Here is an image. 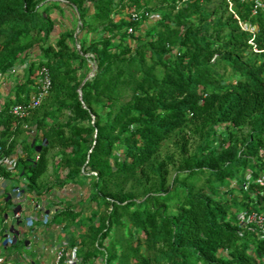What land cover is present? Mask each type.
Returning a JSON list of instances; mask_svg holds the SVG:
<instances>
[{"label": "trees", "instance_id": "trees-1", "mask_svg": "<svg viewBox=\"0 0 264 264\" xmlns=\"http://www.w3.org/2000/svg\"><path fill=\"white\" fill-rule=\"evenodd\" d=\"M67 7L90 39L71 31L50 39L53 11ZM252 8L251 0H0V78L13 82L0 106V157H18L26 196L89 183L88 196L51 218L78 235L83 264H264V235L238 220L260 201L256 182L244 187L247 169L264 172V51L255 50L264 49V11ZM158 11L146 37L136 35ZM44 66L49 94L29 115L15 114ZM31 129V141L19 139ZM171 139L178 157L159 160ZM50 169L56 178L44 186ZM11 198L4 193L5 204Z\"/></svg>", "mask_w": 264, "mask_h": 264}, {"label": "built area", "instance_id": "built-area-1", "mask_svg": "<svg viewBox=\"0 0 264 264\" xmlns=\"http://www.w3.org/2000/svg\"><path fill=\"white\" fill-rule=\"evenodd\" d=\"M253 2V14L264 11V0H251ZM149 17H158L151 13ZM132 19L137 20L138 14L133 12ZM243 29L250 31L253 36L257 27L247 22L239 20ZM132 32V28H129ZM254 44V41H250ZM257 52L264 49L255 48ZM93 74L90 73V76ZM52 86V76L50 69L46 66L39 71L37 90L34 92L28 103L16 104L12 109L15 114L29 115L32 109L39 106L49 94ZM25 128H29L26 124ZM34 132V129H31ZM0 167L10 172L14 176L19 173L18 157L12 155H2L0 157ZM246 181L244 187L247 188L251 182H256V209H243L238 213V220L243 228L256 231L260 236L264 235V172L253 176L252 169L246 171ZM6 181L5 176L0 171V186ZM235 185L236 182L234 181ZM17 195V204L14 206V213L10 217L4 214L0 222V264H83L81 257V246L78 235L69 236L64 224L51 223L52 210L43 208L40 202L31 200L32 212L25 213L27 200H22L23 191L19 186L13 188ZM259 195V196H258ZM10 196V194H9ZM26 198V197H25ZM35 202V203H34ZM4 204V197L0 199ZM242 234V233H241ZM21 241L28 255L19 252L15 245ZM84 264H92L87 262Z\"/></svg>", "mask_w": 264, "mask_h": 264}, {"label": "rangeland", "instance_id": "rangeland-1", "mask_svg": "<svg viewBox=\"0 0 264 264\" xmlns=\"http://www.w3.org/2000/svg\"><path fill=\"white\" fill-rule=\"evenodd\" d=\"M231 11V10H230ZM54 12V17L56 18V23H57V31L50 37V39L52 41H56L59 38L60 35V31H71V32H75L76 35H78L79 37L83 36L86 37V39H90L94 33L92 32H88V31H83L80 29L79 27V17L77 15L76 11L71 10L70 8H66L63 10H59L56 9L53 11ZM229 12V10H228ZM228 12H226V16L228 15ZM155 14L158 15V17H148L146 18L143 23L141 24V28L140 30L136 33V35H140L141 37L145 38L146 34L155 26L157 20L161 17V11L155 12ZM129 17V12H124L122 14H120L119 16H117V19H121V18H125L128 19ZM128 41L132 44V45H136L138 43V41L134 38V37H128ZM29 53H31V57H37V55L39 54V45H35L33 47V49H31L29 51ZM27 64L26 63H20L17 65V71L18 74L17 76L19 77L23 71L26 69ZM93 72V71H92ZM90 72V73H92ZM90 73L88 74V76H90ZM12 77H4V78H0V106L3 103V101L6 99V97L12 92ZM65 118H63L64 120ZM250 129V126H246L243 130L238 131L237 136L238 138L244 139L245 135L248 133ZM186 133L188 131H185ZM35 132H25L19 139H24V140H28L31 141V139L33 138ZM190 148L191 150H196L199 147V143H200V139L197 136H193L190 135ZM237 141L236 142V146L240 147L241 146V141ZM170 153V154H174V157L177 158L178 157V153L179 150L176 146V142L175 139H171L170 141H168L161 154L159 155V160H162L165 158L166 154ZM178 164V161L175 162V164L173 166H171V173H170V181H173V179L176 177L177 175V170H176V165ZM182 175H180L181 177ZM56 178V174L54 173L53 169H50L42 178H41V183H43V185L45 186V184L47 182H52L54 181ZM13 180L12 185L8 184L7 188H5V193L7 192H11L12 194V200L10 201L9 204H5V207H3V211L4 213L8 214L10 217L13 215L14 213V206L17 204L18 200H17V195L14 193L13 188L16 185H19V187L22 189L24 187L23 182H25V180L23 179V177H21L20 175H16L13 178H11ZM206 182V180L204 178L199 179V181H197V185L201 186ZM78 186H74L71 184H68L66 186H59L58 184H55V187L51 188V190L47 191L44 194H39V196H32V195H23L22 196V200H27L26 205H25V213H29L32 212L33 208H32V202L31 200L33 199L35 202L38 201L40 202V204L42 205L43 208H50L52 211L55 209V207H60L63 208L66 206L67 203H69L70 201H74V203H76L79 199H82L86 196H88L89 191H90V185L89 183H87L85 186L82 187V189L77 188ZM210 186L207 187V189H209ZM134 189L135 187L132 185V183H130L127 186V190H131ZM219 191H221V193L223 192L221 189H218ZM233 195L237 194L239 191L237 188L233 189ZM82 191V192H81ZM81 192V193H80ZM80 193V194H79ZM78 194L79 196L73 198L71 200V198L73 197V195ZM82 194V195H81ZM228 194V193H227ZM2 199L4 197V194L1 196ZM26 197V198H25ZM229 197V196H228ZM23 200V201H24ZM34 202V203H35ZM75 206H77L75 204ZM15 248L21 252L25 254H30V255H34L32 252H26L23 248L24 246L22 245V242L19 241L16 245ZM92 264H95V261H91Z\"/></svg>", "mask_w": 264, "mask_h": 264}, {"label": "crops", "instance_id": "crops-1", "mask_svg": "<svg viewBox=\"0 0 264 264\" xmlns=\"http://www.w3.org/2000/svg\"><path fill=\"white\" fill-rule=\"evenodd\" d=\"M8 77H10V75ZM12 183H13V180L11 178H7L6 181L0 186V199H1V196L5 193V188L8 187L7 185L8 184L12 185Z\"/></svg>", "mask_w": 264, "mask_h": 264}, {"label": "water", "instance_id": "water-1", "mask_svg": "<svg viewBox=\"0 0 264 264\" xmlns=\"http://www.w3.org/2000/svg\"><path fill=\"white\" fill-rule=\"evenodd\" d=\"M95 67H96V66L94 65V69H95Z\"/></svg>", "mask_w": 264, "mask_h": 264}]
</instances>
